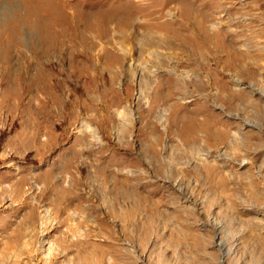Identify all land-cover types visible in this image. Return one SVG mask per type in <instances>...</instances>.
<instances>
[{
	"label": "rangeland",
	"instance_id": "obj_1",
	"mask_svg": "<svg viewBox=\"0 0 264 264\" xmlns=\"http://www.w3.org/2000/svg\"><path fill=\"white\" fill-rule=\"evenodd\" d=\"M0 264H264V0H0Z\"/></svg>",
	"mask_w": 264,
	"mask_h": 264
}]
</instances>
